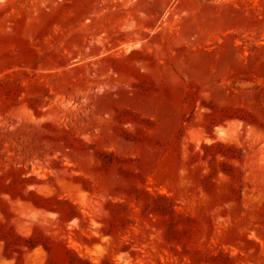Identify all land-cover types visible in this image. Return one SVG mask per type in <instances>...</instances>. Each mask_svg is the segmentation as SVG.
<instances>
[{"label": "rangeland", "instance_id": "1", "mask_svg": "<svg viewBox=\"0 0 264 264\" xmlns=\"http://www.w3.org/2000/svg\"><path fill=\"white\" fill-rule=\"evenodd\" d=\"M0 264H264V0H0Z\"/></svg>", "mask_w": 264, "mask_h": 264}]
</instances>
